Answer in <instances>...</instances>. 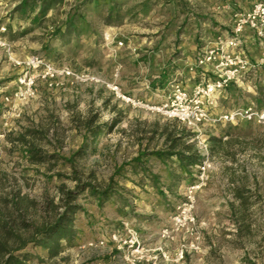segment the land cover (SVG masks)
Segmentation results:
<instances>
[{"label": "rangeland", "instance_id": "rangeland-1", "mask_svg": "<svg viewBox=\"0 0 264 264\" xmlns=\"http://www.w3.org/2000/svg\"><path fill=\"white\" fill-rule=\"evenodd\" d=\"M252 1L0 0V197L19 191L34 201L37 219L51 212L60 187H74L65 158L80 147L89 120L102 130L75 157L77 175L83 181L92 173L103 185L114 175L117 182L116 193L102 203L87 190L79 194L75 240L53 258L28 246L26 264H125L129 250L112 238L114 232L129 235L125 224L150 254L162 247L169 255L138 264H264V125L201 126L211 165L187 202V187L197 181L194 168L182 171L176 157L150 152L164 148L170 132L191 134L198 148L194 132L122 97L154 104L175 80L191 88L199 80L198 48L230 29L235 13ZM30 55L86 80L60 72L44 78L43 66L29 68L37 77L34 92L19 96ZM222 96L219 110L264 106V67L251 88L230 87ZM21 134L55 157L31 163L17 140ZM211 136L219 139L215 146ZM176 207H193L199 236L183 228L172 240L161 237ZM182 245L184 257L175 261Z\"/></svg>", "mask_w": 264, "mask_h": 264}, {"label": "built area", "instance_id": "built-area-1", "mask_svg": "<svg viewBox=\"0 0 264 264\" xmlns=\"http://www.w3.org/2000/svg\"><path fill=\"white\" fill-rule=\"evenodd\" d=\"M249 37L255 39L259 51L256 57H252L248 51L246 42ZM4 45L5 42L0 39V46ZM24 64L27 69L18 79L17 95L19 96L24 97V93L31 95L34 92L33 87L37 77L28 70L29 68L36 69L43 66L44 78L55 77L60 72L86 80L84 75L74 73L67 68L59 71L53 65L44 63L37 55L28 56ZM194 66L198 70L199 80L191 88H186L183 83L175 80L170 85L169 94L159 103L135 102L130 97L122 95L124 99L135 105L157 111L167 118L179 120L194 132L193 137L197 140L202 159L191 167L196 172L197 181L187 187V202L192 200L193 192L203 185L206 170L211 165L207 137L201 134L200 127L238 125L241 122L264 125V106L258 107L254 103H248L232 109L219 110L218 104L220 96L230 87L251 88L264 67V0H253L249 8L236 12L230 29L213 36L198 48ZM5 100H8V97H5ZM171 224V227L162 229L161 237L164 240H172L174 231L183 228L199 236L193 207H176ZM123 230L129 234L126 238H119L117 232L112 234V238L119 240L120 246L124 245L128 248L125 264H138L140 260H154L158 256L169 258L162 247H158L157 253L152 254L148 249H144L138 234L129 224H125ZM185 249V245H182L175 253V261L183 259ZM154 264L166 263L156 261Z\"/></svg>", "mask_w": 264, "mask_h": 264}, {"label": "trees", "instance_id": "trees-1", "mask_svg": "<svg viewBox=\"0 0 264 264\" xmlns=\"http://www.w3.org/2000/svg\"><path fill=\"white\" fill-rule=\"evenodd\" d=\"M85 124L86 133L80 147L70 157L65 158L72 166L71 178L75 181L74 187H60L59 203L52 202L51 212L37 219L35 213L38 208L33 207L34 201L28 200L27 196L19 191L0 197V264H26L32 256L29 250L27 251L28 246L45 249L51 258L58 256L64 243H72L77 236L75 218L82 209V205L77 202L78 195L87 190L102 203L116 193L117 182L114 175L104 185L97 182L92 173L83 181L77 175L75 157L84 155L88 142L92 144L102 130L101 125L91 127V120ZM190 135L170 132L165 137L164 148L151 151L150 154L158 158L174 156L177 158V167L188 171L202 159L195 141L189 142ZM17 140H20L25 154L33 164H43L55 157L42 151L32 140L26 139L25 135H19ZM209 141L215 146L219 139L211 136ZM133 160L143 164L138 158ZM175 180L181 181L180 176ZM237 195L241 196L240 193Z\"/></svg>", "mask_w": 264, "mask_h": 264}, {"label": "crops", "instance_id": "crops-1", "mask_svg": "<svg viewBox=\"0 0 264 264\" xmlns=\"http://www.w3.org/2000/svg\"><path fill=\"white\" fill-rule=\"evenodd\" d=\"M1 1H3V0H1ZM246 45H247V48H248L250 55L252 57H256L258 55L259 51L256 47L255 39L253 37H249L247 39ZM191 77H193V76L191 75ZM222 97H224V96H222Z\"/></svg>", "mask_w": 264, "mask_h": 264}]
</instances>
